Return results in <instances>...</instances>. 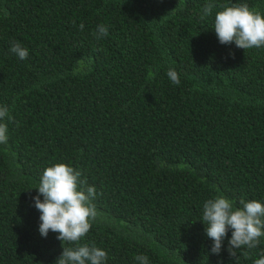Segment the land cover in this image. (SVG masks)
Returning a JSON list of instances; mask_svg holds the SVG:
<instances>
[{
  "label": "trees",
  "instance_id": "trees-1",
  "mask_svg": "<svg viewBox=\"0 0 264 264\" xmlns=\"http://www.w3.org/2000/svg\"><path fill=\"white\" fill-rule=\"evenodd\" d=\"M245 3L264 14V0H0V105L14 118L0 121V264H55L63 252L58 233L40 234L33 200L57 163L97 192L89 232L65 247L101 248L104 264L264 256V236L232 256L231 229L212 253L202 221L219 196L264 203V46L221 44L214 30L223 6Z\"/></svg>",
  "mask_w": 264,
  "mask_h": 264
},
{
  "label": "clouds",
  "instance_id": "clouds-1",
  "mask_svg": "<svg viewBox=\"0 0 264 264\" xmlns=\"http://www.w3.org/2000/svg\"><path fill=\"white\" fill-rule=\"evenodd\" d=\"M214 5L204 7V15L212 12ZM74 23V22H73ZM83 30L84 25H79ZM214 30L221 44L235 43L245 50L264 46V14L253 11L245 4L223 6L216 13ZM97 39L108 35V28L103 24L97 26ZM10 51L19 59H27L29 52L19 42H13ZM167 76L173 84L180 83L179 73L169 69ZM14 118L6 105H0V121H12ZM7 123H0V143H7ZM80 170L57 163L47 167L40 179L38 194L33 197L34 206L41 213L39 232L47 237L49 231L58 233L57 239L63 242L64 250L55 264H104L108 258L105 250L82 245L65 247V243H76L91 228V220L97 212L92 203L97 195L95 186H88L87 179L81 178ZM43 196V200H41ZM241 207H234L233 201L219 196L207 200L203 205L202 221L205 223L206 235L213 241L211 252L219 254L223 241L232 230L228 241V251L237 256V249L244 246L255 248L264 236V203L258 200L239 201ZM139 264H149L144 255H137ZM254 264H264V256Z\"/></svg>",
  "mask_w": 264,
  "mask_h": 264
}]
</instances>
